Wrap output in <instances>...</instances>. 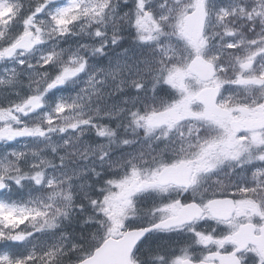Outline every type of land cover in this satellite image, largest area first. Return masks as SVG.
<instances>
[{
  "label": "snow or ice",
  "instance_id": "obj_1",
  "mask_svg": "<svg viewBox=\"0 0 264 264\" xmlns=\"http://www.w3.org/2000/svg\"><path fill=\"white\" fill-rule=\"evenodd\" d=\"M0 264H264V0H0Z\"/></svg>",
  "mask_w": 264,
  "mask_h": 264
}]
</instances>
